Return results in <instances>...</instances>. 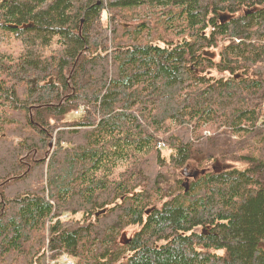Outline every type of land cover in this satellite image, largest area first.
<instances>
[{"label": "trees", "instance_id": "1", "mask_svg": "<svg viewBox=\"0 0 264 264\" xmlns=\"http://www.w3.org/2000/svg\"><path fill=\"white\" fill-rule=\"evenodd\" d=\"M65 257L264 264V0H0V264Z\"/></svg>", "mask_w": 264, "mask_h": 264}, {"label": "water", "instance_id": "2", "mask_svg": "<svg viewBox=\"0 0 264 264\" xmlns=\"http://www.w3.org/2000/svg\"><path fill=\"white\" fill-rule=\"evenodd\" d=\"M198 173H195L194 176H197ZM192 176V174L190 175V177ZM184 187L186 188V190H188L189 188V181L184 182ZM129 231H123L120 238H119V243L123 246L128 245L131 242V237L128 236Z\"/></svg>", "mask_w": 264, "mask_h": 264}, {"label": "rangeland", "instance_id": "3", "mask_svg": "<svg viewBox=\"0 0 264 264\" xmlns=\"http://www.w3.org/2000/svg\"><path fill=\"white\" fill-rule=\"evenodd\" d=\"M219 166L222 167V168H225V167L228 168V167H232V166L234 167V164L227 165V166H222V164L220 163ZM199 168H201V167H199ZM199 168H197V167H195L193 165L190 168H187L188 169L187 170V175H188L187 178L189 179L190 175L193 174V173H198V172H195V171H198L197 169H199ZM129 234H130V232H129ZM129 234H128V236H129Z\"/></svg>", "mask_w": 264, "mask_h": 264}, {"label": "built area", "instance_id": "4", "mask_svg": "<svg viewBox=\"0 0 264 264\" xmlns=\"http://www.w3.org/2000/svg\"><path fill=\"white\" fill-rule=\"evenodd\" d=\"M64 261H66L65 264H72L71 261L69 260H64Z\"/></svg>", "mask_w": 264, "mask_h": 264}, {"label": "flooded vegetation", "instance_id": "5", "mask_svg": "<svg viewBox=\"0 0 264 264\" xmlns=\"http://www.w3.org/2000/svg\"><path fill=\"white\" fill-rule=\"evenodd\" d=\"M221 44L223 45V44H225V41H221ZM205 50V49H204Z\"/></svg>", "mask_w": 264, "mask_h": 264}, {"label": "bare ground", "instance_id": "6", "mask_svg": "<svg viewBox=\"0 0 264 264\" xmlns=\"http://www.w3.org/2000/svg\"><path fill=\"white\" fill-rule=\"evenodd\" d=\"M62 257V256H61ZM59 261H60V259H59Z\"/></svg>", "mask_w": 264, "mask_h": 264}]
</instances>
